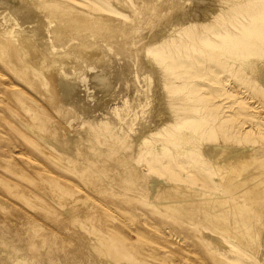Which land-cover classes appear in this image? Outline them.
Masks as SVG:
<instances>
[{
	"label": "bare ground",
	"instance_id": "bare-ground-1",
	"mask_svg": "<svg viewBox=\"0 0 264 264\" xmlns=\"http://www.w3.org/2000/svg\"><path fill=\"white\" fill-rule=\"evenodd\" d=\"M135 3L145 11L122 12L123 8H132ZM100 9L110 15L98 16ZM139 19L142 20L141 24H135L136 21L132 23ZM96 28L122 33L124 37L119 42L126 43L125 51L116 49L111 54L96 43L83 44L81 41L54 44L70 32L85 31V35L93 37ZM4 31H9L8 39L17 49L22 62L32 67L47 83L56 109L62 111L72 104L86 105L80 73L89 77L94 90L96 101L91 103V113L80 119L82 132L78 134L76 130L61 139L46 138L60 154L55 159L50 153L51 158L54 157L53 161L62 167L60 185L76 191L78 183L74 179L81 180L88 170L94 171L95 156H100L102 149L101 137L95 128L99 125L102 127L113 112L125 119L118 129L122 131L120 136L123 135L118 161L125 171L124 176L120 175L124 182L135 184L145 178L140 169L143 160L153 170L163 155L183 157L177 160L182 168L181 178L176 181L171 174L169 178L173 180L157 182L155 196L158 198L157 205L167 209V223L181 226L180 234L185 242L190 243L189 247L160 242L157 238L159 226L137 227L133 231L137 238L121 240L112 226L116 218L107 212L104 218L98 204H93L86 211L68 206L71 219L79 220L93 236L88 242V235L84 234L82 243L76 248L79 252L84 248L92 250V258L87 259L88 264H123L124 260L137 264H164L168 259L174 260L173 257L183 259L173 264H188L191 256H197L196 243L202 242L211 245L216 251L231 250L227 242L223 241L226 234L234 239L241 238L240 232L236 230L238 224L230 219L233 212L247 210V202L254 206L256 204L258 209L264 208V153L257 154V146L253 144L255 141H249L245 135L220 133L218 128L221 126L232 128L229 115L213 114L207 100L197 108L199 115L190 119V113L185 112L182 102L175 99L179 86L173 85L167 68L172 66L176 52L187 51L180 56L182 59L188 53L192 54L185 47L175 50L174 43L184 44L182 35L186 33L200 43L204 56L198 62L208 63L211 69L216 67L217 62L223 63L221 69L228 68L229 60L219 56L220 48L227 45L232 53L230 58L238 59L235 63L249 66L250 82L264 86V68L256 64L260 60L264 61V0H0V33ZM231 33L239 36L229 39ZM135 39L137 42L133 41ZM1 45L9 50L5 38H0ZM76 52L81 53L83 58L74 56ZM124 52L130 56H125ZM192 55L195 56L194 53ZM134 58L140 66L132 73ZM79 60H86V65L79 67ZM90 64L99 67L100 71H88L85 67ZM78 69L81 72L78 73ZM131 74L138 76L139 85L132 86L136 82ZM126 89H129V94L123 93L125 97L109 105L106 111H94L107 98H118L120 94L115 95L117 91ZM218 103L230 108V114L235 113L233 102L226 99L225 93ZM161 111L167 113V117L162 120L157 118ZM249 127L242 126L244 134L249 131ZM191 134L195 138H190ZM178 139L183 140L180 148L175 144ZM157 141L161 146L150 157H145L146 150ZM233 148L234 151L228 154ZM45 154L50 157L48 152ZM131 159L134 161L131 162ZM44 189L47 194V188ZM43 190L39 191L43 193ZM239 193H242L241 196ZM115 195L117 208L120 206L123 210L132 211L136 206L137 198L133 200L132 196L119 191ZM21 212L14 215L17 223L9 219L0 225L1 251L8 250L4 235L11 234L21 243L20 251L13 256L14 260L7 262L0 259V264H34L19 259L22 257L21 249L38 254L51 239L57 237L56 233L48 229L41 233L33 217L23 210ZM257 212V215L253 214L249 218H257L255 225L260 226L264 222V213ZM179 215L180 219L176 218ZM94 217H97L99 225L91 224ZM135 223L132 222V226H137ZM75 233L78 234V230ZM69 243L64 241L63 245Z\"/></svg>",
	"mask_w": 264,
	"mask_h": 264
},
{
	"label": "rangeland",
	"instance_id": "rangeland-1",
	"mask_svg": "<svg viewBox=\"0 0 264 264\" xmlns=\"http://www.w3.org/2000/svg\"><path fill=\"white\" fill-rule=\"evenodd\" d=\"M99 2L100 4L102 3L101 1ZM104 4L106 5V3ZM133 5L134 7L132 8L129 6V8H123L122 12L131 11L134 13L136 10L138 13H143L145 11L136 3ZM97 15L109 16L110 14L100 9ZM132 23L141 24L142 20H133ZM95 30L97 31H94L93 37L85 35V31L70 32L63 36L65 38L59 39L60 42L57 41L54 44L63 45L65 41L64 45H66L81 41L83 44L96 43L111 54L116 49L125 51L126 43L119 42L124 37L122 33L119 31H111L113 32L111 33L98 28ZM8 36L9 31L0 33V38H5L9 45V50H6L4 45L0 46V225L6 223L5 221L9 219L17 223L14 215L23 213L21 212L23 210L33 217L41 233L48 229L57 234V237L51 239L50 243L45 245L38 254H34L27 249H21L22 257L19 259L23 262L34 264H88L87 259L92 258L90 257L92 250L84 248L82 252H79L76 248L82 243L84 234L88 235V239H86L88 242L92 240L91 237L93 236L81 225L79 220L71 219V212H69L68 206L77 208L79 211H86L93 204H98L104 218L105 212L116 218L112 226L121 240L137 238V235L133 233L137 227L148 228L149 226L151 228L153 226L154 228V226H159L157 233L159 236L157 238L160 242H163V244L172 242L179 247L185 245L189 247L190 243L185 242L180 234L181 226L178 223H167V209L160 204L161 207L157 205L158 198L155 196L157 195L155 187L157 182L162 183L173 180L169 178L171 174L176 181L181 178L182 168L179 167L177 160L183 157L178 155L167 157L163 155L157 168L153 170H150L144 164L145 160H143L140 169H142L145 178L135 184L124 182L120 175L124 176L125 171H123V166L118 161L119 145L123 143V135L120 136L122 131H118V129L123 125L122 123L125 119L118 116L115 112L109 114V118L105 119L102 127L99 125L98 129L95 128V132L101 137L100 144L102 149L101 155L95 156L94 171L88 170L81 180L74 179L78 183L76 191H71L69 188L59 184V175L62 167L60 168L53 161V158L58 159L60 154L46 138L53 139L56 137V139H61L60 137L69 136L71 132L76 130L79 134L82 130L80 119L91 113V111L89 112L91 103L96 101L93 95L94 90L89 77L80 73L79 80L83 89H85L83 91H85L86 105L72 104L62 111L56 109L54 97L49 92L47 83L42 80L37 72L32 70V67L22 62L17 49L12 45ZM182 36L185 43L182 44L176 41L174 43L175 50L185 47L189 52L192 51L195 56L188 53L182 59L180 56L187 51L179 49L182 51L175 53L171 62L172 66L167 68L173 85L179 86L175 99L182 102V105L186 108L185 112L190 113V119L199 115L197 108L204 100H207L208 107L214 111L213 114L217 116L229 115V123H232V128L221 126V128H218L220 133L235 132L238 136L245 135V137L249 138V141H255L253 144L257 146L255 148L257 154L264 153V86L250 82L251 78L247 71L249 66L235 63L238 59L235 58L233 60L230 58L232 53L227 45L220 48L219 56L229 60L227 63L229 67H222L221 69L223 63L217 62L216 67L211 69L208 63L197 61L198 59H203L204 56L201 54L202 50H200L199 41L191 39L186 33H183ZM236 36H239V34L231 33L228 38L235 39ZM136 39L133 41L137 42ZM73 55L83 58L79 52ZM124 55L130 56L128 52H124ZM135 58L133 67L131 66L132 73L140 66V63L138 64V60ZM86 63V60H79L77 65L80 67L86 65ZM211 63H215V61H211ZM256 64L264 68L263 60L258 61ZM85 68L88 71H100L99 67L91 64ZM16 70L18 71L16 72ZM79 72L81 70L78 69ZM256 72H258L257 69ZM132 77H134L133 81L136 82L134 85L132 81V86L139 85L138 76L131 74ZM159 83H157L158 86H160ZM123 93L129 94V89L117 91L115 95L120 94L117 95L119 96L118 98H107L94 111H106L109 105L115 104L122 97H125L126 94L124 95ZM224 93L226 99L233 102L232 109L236 110L233 114H230V108L218 103L219 98ZM165 117H167V113H163V111L157 115V118L161 120ZM242 126L243 128L250 126L246 134L243 133ZM192 130L195 129L192 127ZM190 138H195V136L191 134ZM176 141L177 143L175 144L180 148L183 140L178 139ZM160 146L161 143L159 141L153 143L146 150L145 157H150L154 150ZM40 149L41 151H39ZM107 150L110 151L106 152ZM44 151L48 152L50 157ZM231 151H234V148L228 154ZM25 152L28 154L26 155ZM50 153L54 156L53 158H51ZM89 153L92 154L90 151ZM130 161L133 162L134 160L131 159ZM27 180H29V184ZM114 185L119 188H115ZM44 188H47V194H45ZM36 189L38 190L36 191ZM39 190H43L44 194ZM118 191L132 196L133 200L137 198L135 201L136 206L132 211L123 210L120 206L117 208L118 203H116L115 194ZM241 194L239 193V196ZM260 195L258 194V196ZM30 196L36 201L31 200ZM240 199L242 198L240 197ZM88 200L91 202L90 204H88ZM111 202L112 204H109ZM256 206V204L254 206L251 202H247V210L233 212V215L230 216L232 222L238 224L236 230L240 232L241 238L234 239L230 234H226L223 241L227 242V245L231 247L229 252L216 251L211 245L203 242L202 244L196 243L197 256H191L187 263L264 264V222L260 226H256L257 218H249L253 214L257 215V211L264 213V208L258 209ZM179 217L180 215L176 216V218L180 219ZM96 218L91 219L92 225H99ZM132 222L137 226H132ZM76 226L79 227L75 229L74 227ZM131 227L134 229H131ZM76 230H78V234L75 233ZM4 236L8 243V250H0V259L12 262L14 260L13 256L20 251L21 243L11 234ZM64 241L67 243L70 241L71 244L63 245ZM173 259H168L164 264H173L183 260L175 257ZM123 264L137 263L124 260Z\"/></svg>",
	"mask_w": 264,
	"mask_h": 264
}]
</instances>
